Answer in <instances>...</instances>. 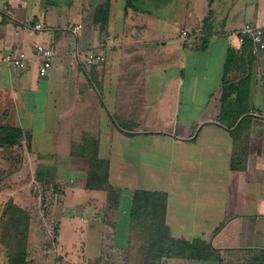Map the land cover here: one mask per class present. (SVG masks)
Returning a JSON list of instances; mask_svg holds the SVG:
<instances>
[{
  "label": "crops",
  "instance_id": "1",
  "mask_svg": "<svg viewBox=\"0 0 264 264\" xmlns=\"http://www.w3.org/2000/svg\"><path fill=\"white\" fill-rule=\"evenodd\" d=\"M121 1L122 17L111 4L104 35L87 39L78 2L0 0V57L28 56L22 70L0 62V126L22 131L17 146L0 147V216L11 200L30 228L35 191L49 190L59 244L73 246L63 225L77 240L95 234L103 264L105 245L133 247L134 193L161 194L181 243L156 264H264V51L236 37L245 23L264 27V0H177L170 29L165 5L153 14ZM38 45L55 53L43 78ZM89 52L104 61L87 65ZM91 154L107 163L114 200L86 188Z\"/></svg>",
  "mask_w": 264,
  "mask_h": 264
},
{
  "label": "trees",
  "instance_id": "2",
  "mask_svg": "<svg viewBox=\"0 0 264 264\" xmlns=\"http://www.w3.org/2000/svg\"><path fill=\"white\" fill-rule=\"evenodd\" d=\"M50 5L64 0H46ZM137 0H125V8H135ZM154 1V0H147ZM162 1V0H157ZM81 16L85 24L83 35L90 38L98 26V34L104 35L107 30L110 0H81ZM250 50L249 44L240 45ZM22 139V131L19 128L0 126V147L3 150L12 149ZM89 158V167L86 173L87 189H105L111 199L118 195L106 184L107 163L97 158L96 154L86 156ZM164 199L161 194H149L135 192L133 204L130 210V223L138 231L142 240L146 243L145 250H142L147 259L146 264H156L161 257L178 256V246L181 241L175 240L169 234L164 224ZM1 220L3 227L1 237L11 239L18 250L9 254V264H25L26 241L28 239L30 216L27 212L17 207L11 200L4 205ZM57 234V226L54 228ZM183 244V243H182Z\"/></svg>",
  "mask_w": 264,
  "mask_h": 264
},
{
  "label": "rangeland",
  "instance_id": "3",
  "mask_svg": "<svg viewBox=\"0 0 264 264\" xmlns=\"http://www.w3.org/2000/svg\"><path fill=\"white\" fill-rule=\"evenodd\" d=\"M176 1L177 0H163L158 3L159 1L137 0L136 3L137 5H142V7H145V9L153 14L160 11L156 10L158 5H165L159 13L163 14L162 17L164 18V24L167 29H170L174 14L172 11L173 5H175ZM76 2L81 4V0H64L63 2H57V4L64 8L69 6L70 9V5H77ZM121 3V0H110V5L112 4L111 18L122 17L123 12ZM52 6V9H54L55 5ZM30 9L32 10L33 7H30L28 10ZM62 13V11L59 12L58 16L62 15ZM59 19L62 20V16H60ZM95 28L98 30V26ZM5 171H7V169ZM5 181L9 183L11 182V179L9 178V180ZM6 182H4V186L7 190L10 186H7ZM35 192L36 199L32 204V220L28 232V239L26 241L27 257L25 264H95V234L81 235L77 240L75 239L76 236L72 233V230L66 225H63L61 230V240L62 242L72 240L73 246L70 248L69 246H64L66 243L59 244L60 235L58 233V227L57 234H54V228L57 226V219L54 218V214L51 215V208H49L50 205L48 203V197H50V194L48 193L49 190L37 187ZM2 198H6L7 200L8 196L4 194ZM2 205L4 206L5 203ZM45 215L47 216L45 217ZM1 224L2 220L0 217V264H9V254L12 256L18 248L11 237H9V239H3L1 237L3 229ZM104 237L105 241L108 242L109 237ZM141 240L142 238L137 231H133V247L131 251L127 249L124 250V248L120 250H112L109 245H105V248L100 252V260L103 264H140L137 249L143 241ZM142 260L144 261L145 259Z\"/></svg>",
  "mask_w": 264,
  "mask_h": 264
},
{
  "label": "built area",
  "instance_id": "4",
  "mask_svg": "<svg viewBox=\"0 0 264 264\" xmlns=\"http://www.w3.org/2000/svg\"><path fill=\"white\" fill-rule=\"evenodd\" d=\"M80 28V26H73L71 29L73 32H76L80 30ZM35 29L42 30V27L36 25ZM181 35L184 37L186 36V33L183 32ZM236 37L239 45H250V51L253 55L256 56L259 52L264 51V27H259L252 23H245L237 30ZM34 53V57H36L41 63L38 75L43 78L47 76L49 70L51 69L55 53L52 49L45 48L40 45L35 46ZM83 59L87 65L104 61V57L102 55L94 52L85 54ZM0 62L12 68L22 70L27 66L28 56L23 52H9L0 57Z\"/></svg>",
  "mask_w": 264,
  "mask_h": 264
}]
</instances>
